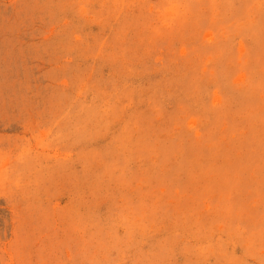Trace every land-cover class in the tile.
Listing matches in <instances>:
<instances>
[{"label": "rangeland", "instance_id": "rangeland-1", "mask_svg": "<svg viewBox=\"0 0 264 264\" xmlns=\"http://www.w3.org/2000/svg\"><path fill=\"white\" fill-rule=\"evenodd\" d=\"M0 264H264V0H0Z\"/></svg>", "mask_w": 264, "mask_h": 264}]
</instances>
